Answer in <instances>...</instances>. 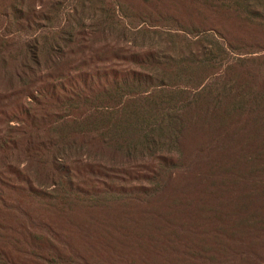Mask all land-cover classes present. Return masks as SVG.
<instances>
[{
    "label": "trees",
    "instance_id": "16d2710c",
    "mask_svg": "<svg viewBox=\"0 0 264 264\" xmlns=\"http://www.w3.org/2000/svg\"><path fill=\"white\" fill-rule=\"evenodd\" d=\"M151 15L0 0V264H264V53Z\"/></svg>",
    "mask_w": 264,
    "mask_h": 264
},
{
    "label": "rangeland",
    "instance_id": "374dc122",
    "mask_svg": "<svg viewBox=\"0 0 264 264\" xmlns=\"http://www.w3.org/2000/svg\"><path fill=\"white\" fill-rule=\"evenodd\" d=\"M238 1L241 0H123L132 10L151 13L155 18L171 17L184 24L194 22L201 28L207 23L214 25L243 51V57H254L264 53V20L255 14L241 15Z\"/></svg>",
    "mask_w": 264,
    "mask_h": 264
}]
</instances>
